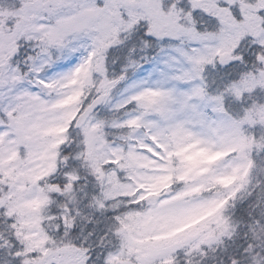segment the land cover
<instances>
[{"label":"snow or ice","instance_id":"6c2138e0","mask_svg":"<svg viewBox=\"0 0 264 264\" xmlns=\"http://www.w3.org/2000/svg\"><path fill=\"white\" fill-rule=\"evenodd\" d=\"M0 264H264V0H0Z\"/></svg>","mask_w":264,"mask_h":264}]
</instances>
